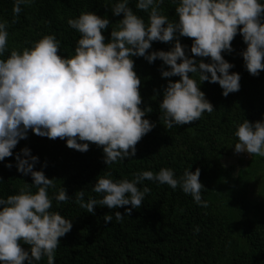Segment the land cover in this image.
Instances as JSON below:
<instances>
[{
	"label": "trees",
	"instance_id": "trees-1",
	"mask_svg": "<svg viewBox=\"0 0 264 264\" xmlns=\"http://www.w3.org/2000/svg\"><path fill=\"white\" fill-rule=\"evenodd\" d=\"M0 264H264V0H0Z\"/></svg>",
	"mask_w": 264,
	"mask_h": 264
},
{
	"label": "rangeland",
	"instance_id": "rangeland-1",
	"mask_svg": "<svg viewBox=\"0 0 264 264\" xmlns=\"http://www.w3.org/2000/svg\"><path fill=\"white\" fill-rule=\"evenodd\" d=\"M250 157L251 153L249 148L243 144L233 151L229 156H222L221 159L225 168L232 166L234 168L233 173L238 174L242 164H245Z\"/></svg>",
	"mask_w": 264,
	"mask_h": 264
}]
</instances>
